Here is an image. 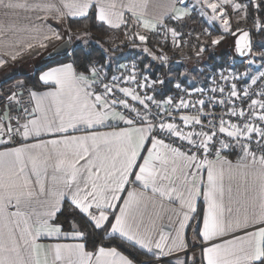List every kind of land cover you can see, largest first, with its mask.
Instances as JSON below:
<instances>
[{
    "label": "snow or ice",
    "instance_id": "snow-or-ice-1",
    "mask_svg": "<svg viewBox=\"0 0 264 264\" xmlns=\"http://www.w3.org/2000/svg\"><path fill=\"white\" fill-rule=\"evenodd\" d=\"M68 19L149 62L70 57L0 94V264H264V0H0V67L71 44ZM228 39L202 82L153 67Z\"/></svg>",
    "mask_w": 264,
    "mask_h": 264
},
{
    "label": "rangeland",
    "instance_id": "rangeland-1",
    "mask_svg": "<svg viewBox=\"0 0 264 264\" xmlns=\"http://www.w3.org/2000/svg\"><path fill=\"white\" fill-rule=\"evenodd\" d=\"M195 23L199 24V21H196ZM122 32L123 33L121 35H118V33H117V34H112L110 36V40L112 41L110 50L106 46L102 45V47L105 50H108V52L114 57L113 68H115V65L117 63H120L123 60H127V58H134V59H136L137 57L148 58L147 54L141 52L140 47H133L132 44L127 41V39L124 35V31H122ZM71 34H72V45L88 46L90 43L94 42V40L89 35H87V36L82 35L84 33H81V32L72 33L71 32ZM64 35L66 37L67 33L64 32ZM85 41H86V43H85ZM231 42H232L231 39H228L225 43H223L220 47H218L216 49V51L213 53L206 51L204 53L203 57H201L200 59H197L195 57V55L190 52L188 47H184L182 50L172 49V51L164 49L165 52L170 57L167 65H165V66L153 65V67L155 70L157 69L158 73L162 72V74H163L165 72H170L172 75H175V76H180V74L182 72H187L190 77H194V78H196V81L201 82V80L204 77L201 76V74L197 71V69L200 67H207L208 70L210 71L213 67V63H212L213 61H211L210 56L212 54H215L214 60L216 62H218L220 60V56H221L220 52L224 51L227 47H230ZM113 44H117V45H119V47L117 49L113 50ZM124 45L126 47H124ZM263 46H264V36L261 37L259 40L254 41L253 51L255 53H260V48H262ZM149 47H151V46H149ZM47 51H49V48L45 51V53ZM42 53H44V52H42ZM44 54H43V56H40V57L43 58ZM230 56L231 55H229L228 57H230ZM40 57L37 58V60H33V58H31L30 59L31 61L26 59V61L23 62L21 65H18L16 67L11 68V71L14 69H18L17 72L31 74L34 72V68L42 60ZM134 59H132V60H134ZM235 59L237 60V62H239L241 60L238 57H236ZM145 62H149V58ZM244 63L246 64V60L244 61ZM259 64H261V63L260 62L258 63V60H257L256 64L253 65L249 69V71L251 73L255 72L259 68V66H258ZM160 70H162V71H160ZM9 73H10V71L9 72L7 71L6 74L0 73V94L6 93L9 89H14L15 85L18 82H24L22 79H20V80L16 79V80H12L9 82H5L6 76L8 77ZM187 82L193 83L194 81L192 79H188Z\"/></svg>",
    "mask_w": 264,
    "mask_h": 264
},
{
    "label": "trees",
    "instance_id": "trees-1",
    "mask_svg": "<svg viewBox=\"0 0 264 264\" xmlns=\"http://www.w3.org/2000/svg\"><path fill=\"white\" fill-rule=\"evenodd\" d=\"M69 25L71 26L70 32L88 33V35L94 40V42L90 43L88 46L73 45V48L70 54L58 57L53 60H47L44 64L38 67L32 74L15 72L9 78H7L5 82H9V81L16 80V79L17 80L22 79L28 86H32V87L39 86V82L37 79L39 73L45 68H47L48 66L53 65L54 62H67L69 61L70 57H74L79 61H83L88 56H90L91 58L97 59V60H102L105 55V49L102 47V45L106 46L110 50L111 44H112V41L110 40V36L112 34H117V33L118 35H121L123 33L122 31H124V30L113 31L107 26H100L89 19H76V20L68 19L67 28ZM261 37L263 36L256 35L254 37V41L259 40ZM231 45H232V42H231ZM231 45L230 47H227L224 51L220 52L221 56L218 62L214 60L215 54H212L210 56L211 61H213L212 69L214 67H219L223 61L228 59L229 55H232ZM149 46H152V45L149 44ZM124 47L126 46L124 45ZM165 49L169 50L168 47H165ZM170 51H172V49ZM127 59H134V58H127ZM143 59L146 61L148 58L143 57ZM236 67H238L240 70H244V68L241 66L239 62L236 63ZM156 72H158L157 69H156ZM159 74H162V72ZM229 158L232 160L236 159L234 156H231ZM68 218H69L68 214L65 213V215L59 217V220L66 224V221ZM139 259L148 260L150 259V257H148L147 255H140Z\"/></svg>",
    "mask_w": 264,
    "mask_h": 264
},
{
    "label": "crops",
    "instance_id": "crops-1",
    "mask_svg": "<svg viewBox=\"0 0 264 264\" xmlns=\"http://www.w3.org/2000/svg\"><path fill=\"white\" fill-rule=\"evenodd\" d=\"M51 23H53V26H56V24H55V22L54 21H52ZM59 28H60V31H61V34L62 35H64V32H65V29H67V20H65L63 23H62V25H60L59 26ZM113 30V29H112ZM121 30H123V29H121ZM113 31H119V30H113ZM61 41H55V42H53L52 44H50V46H49V50H51L52 48H54L56 45H58L59 43H60ZM263 42V41H262ZM48 52V51H47ZM46 52V53H47ZM260 52H264V46L262 47V48H260ZM44 53H45V51H44ZM44 53H40V54H36V53H33V54H31V55H26V56H24L23 58H19V59H17L15 62H13V61H11V60H9V62L6 64V65H4L3 67H0V73H5L6 74V72L8 71H10V73H9V75H8V77L6 76V79L7 78H9L12 74H14L15 72H17L18 71V69H14V70H12L11 71V68H13V67H16V66H18V65H21L23 62H25L26 61V59H28L29 61H31L30 59L31 58H33V60H37V58H39L40 56H43V54ZM45 53V54H46ZM44 54V55H45ZM28 57V58H27ZM41 58V57H40ZM42 60L38 63V65L34 68V71L38 68V67H40L42 64H44L45 62H46V60H44L43 58H41ZM67 62H70V61H67ZM261 63V61L260 60H258V63ZM260 65V64H259ZM258 65V66H259ZM44 70H46V68L44 69ZM43 71V70H42ZM41 71V72H42ZM40 72V73H41ZM39 73V74H40ZM32 74V73H31ZM20 80V79H19ZM204 80V78L201 80V82ZM29 87H32V86H29ZM233 162L235 163V160H233ZM238 234H242V233H238ZM228 238H230V237H225L224 239H228ZM41 243H43V244H48V243H54L55 242V240H53V239H51V238H44V239H42L41 241H40ZM217 242H219V241H217ZM197 252H199V249H197Z\"/></svg>",
    "mask_w": 264,
    "mask_h": 264
},
{
    "label": "water",
    "instance_id": "water-1",
    "mask_svg": "<svg viewBox=\"0 0 264 264\" xmlns=\"http://www.w3.org/2000/svg\"><path fill=\"white\" fill-rule=\"evenodd\" d=\"M61 45H64V41H61L58 45H56L54 48H58L59 51L57 53H55L54 55L52 56H49L48 53L52 52L53 51V48L51 50H49L45 55H44V60H53V59H56L58 57H61V56H64V55H67V54H70L71 51H72V48H73V45H72V42L71 44H67V45H64L63 47H61ZM239 58V57H238ZM241 59V58H239Z\"/></svg>",
    "mask_w": 264,
    "mask_h": 264
},
{
    "label": "built area",
    "instance_id": "built-area-1",
    "mask_svg": "<svg viewBox=\"0 0 264 264\" xmlns=\"http://www.w3.org/2000/svg\"><path fill=\"white\" fill-rule=\"evenodd\" d=\"M129 61H132V59H127V60H123L122 62H120V63H127V62H129ZM262 63V62H261ZM238 68V67H237ZM212 70V69H211ZM210 70V71H211ZM241 71H243V70H241ZM257 71H264V68H258L255 72H253V73H256ZM197 86H200V83H198L197 84Z\"/></svg>",
    "mask_w": 264,
    "mask_h": 264
}]
</instances>
